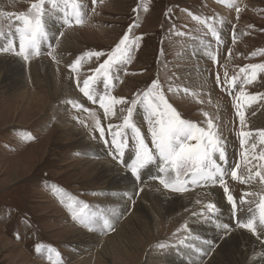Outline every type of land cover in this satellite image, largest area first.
<instances>
[{
    "label": "rangeland",
    "instance_id": "obj_1",
    "mask_svg": "<svg viewBox=\"0 0 264 264\" xmlns=\"http://www.w3.org/2000/svg\"><path fill=\"white\" fill-rule=\"evenodd\" d=\"M81 2L86 5L82 25H65L62 14L46 17L49 32L55 36L51 40L54 51L44 43L41 54L28 62L11 53H0V62L8 55L22 62L20 72L13 70L14 63L0 66V264H180L194 261L204 264L219 245L224 244L222 240L227 235L233 236V232H241V229L249 231L237 227V220L231 223L234 214L225 205L223 187L207 188V184H201L175 192L164 188L155 177L143 176L137 184L134 176L122 166L119 167L134 180L136 193L133 197L129 190L131 185L122 182L118 188L113 186L103 174L104 166L99 165V154L89 149L99 143L96 120L100 121L104 133L109 123L100 103L92 107L91 103L95 105L97 100H88L80 87L85 79L96 76L92 87L96 99H101L106 91L105 78L92 70L108 58L129 26L136 25L128 33L129 38L142 39L133 46L129 63L113 66L108 93L132 101L154 81H159L165 100L181 118L203 128H207V120L212 119L225 147L226 167L239 163L237 174L244 175L242 153L247 145H242L240 132L264 129V99L249 104L238 97L241 90L249 95L264 94V72H258L257 79L247 87L242 84L245 73L241 69L250 71L247 65L264 63V51H258L264 50V0ZM30 4L31 0H0V28L6 29V24L11 22L4 32L14 31L19 23L13 20L17 19V14L27 12ZM49 7L45 4L46 9ZM213 28L219 39L213 36ZM97 51L104 53L99 60L87 55ZM77 59L80 64L74 71L70 65ZM233 77H236L234 87ZM30 100L31 103H27ZM237 102L244 105L246 126H241L236 114ZM128 106H115L116 121L125 116L126 112L121 109ZM143 116L149 118L144 104L138 103L132 118L137 128L144 127L138 121ZM125 130L126 134L133 132L131 128ZM144 137L152 138L151 128ZM253 141L257 144L256 153L264 150L258 137L253 136L249 143ZM105 154L116 164L114 156ZM251 163L257 166L253 168L255 172L264 161ZM261 171L264 174V170ZM150 182L157 185L158 195L168 192L163 194L167 200L175 196L182 200L185 194L197 193L187 197L185 204L171 209L164 210L167 202L154 199L143 210L145 198L140 194L150 192L145 185ZM225 185L235 196L250 193L246 198L251 204L243 207L242 220L247 217L249 207L255 211L259 195L252 194H261L264 189L259 177H254L250 183H241L228 175ZM206 189L219 190L223 205L220 211L229 215L226 220L231 224L225 236L220 234L221 238L205 249V242L194 233L198 228L195 225L206 220L196 218L207 210L208 203L218 204L216 197L204 198L207 193L199 192ZM58 191L63 195H58ZM122 197L128 203L125 210H121L120 205L110 206L122 202ZM69 199L78 201L77 207L88 205L86 212L102 211L115 225L105 227L101 221L91 229L85 227L69 211ZM114 208L118 215L114 214ZM210 223L211 233L226 230L220 219ZM259 235L257 240L264 254V232ZM239 240L238 244L243 246V237ZM232 242L231 239L229 247ZM241 246L239 250L251 249L250 243L246 248ZM222 250L221 255L227 254V249ZM249 263L250 257L241 262L233 258L222 262Z\"/></svg>",
    "mask_w": 264,
    "mask_h": 264
},
{
    "label": "snow or ice",
    "instance_id": "obj_2",
    "mask_svg": "<svg viewBox=\"0 0 264 264\" xmlns=\"http://www.w3.org/2000/svg\"><path fill=\"white\" fill-rule=\"evenodd\" d=\"M221 2H227V0H221ZM92 3L95 4L96 0H92ZM45 4H48L50 7L46 9ZM85 8L86 5L81 0H31L28 11L16 15L20 24L14 31L10 30L5 33L0 28V41H3V43H0V53H11L22 58L25 62L30 61L33 56L41 54V47L44 43H48V47L52 49L51 40L55 39V36H52L49 32L46 17H54L56 14H62L65 25H82L84 23ZM145 10L147 9L145 8ZM194 19L199 20L200 17L194 16ZM135 26H129L128 32L119 40L114 50L108 54V58L92 70L94 73L101 74L105 78L104 88L106 91L99 100V103L104 109L106 116L113 117L116 115V105H130L121 109L122 112L127 113L123 118L122 125L108 126V130L112 133L113 137L111 143L115 146V158L130 170L136 181L140 180L142 169L159 160L162 164L159 171L163 175L158 176L157 179H159V183L164 188L171 189L175 192L186 191L189 184L215 185L218 183L223 187V191L226 194L227 201L232 206L235 217L238 210H243V206L246 203H250L246 199L250 193L242 192L239 201H237L225 185V177L230 175L233 180H239L241 183H250L254 177H259L260 181L264 183V174L261 171L264 170V164L259 165L260 170L253 172V168L257 166L251 163L253 160L264 161V150L256 153V142L249 143L250 139L256 136L259 138V144L264 145V129H250L240 132V136L243 138L241 143L242 145H247V148L242 153L245 161V174L238 175L239 163L234 164L231 168L226 167L228 159L225 147L212 119L209 118L207 120L208 127L203 128L196 123L181 118L175 108L165 100V97L160 91L161 85L159 81H154L147 91L139 94L138 99L132 101H128L123 97L117 98L111 96L107 89L112 84L113 77L110 73L113 66L129 63L132 59L131 52L133 46L137 45L142 39V37L129 38L128 33ZM212 34L219 39L216 29H212ZM59 35H63V33H59ZM52 51H49L48 54L52 55ZM87 55L89 57L94 55L99 60V57L104 55V53L97 51L95 53L89 52ZM79 64L80 59H77L70 67L75 71ZM246 68L250 71H246L244 68L241 69V72L245 73V80L242 84H251L257 79L258 72H264V63L247 65ZM95 80L96 76H90L83 81V86L80 87V91L84 96L93 102H96V94L92 87ZM217 81H219V76H217ZM235 81L236 77H233V87L235 86ZM185 91L187 92V90ZM239 99H244L250 104L256 102L258 99H264V94L249 95L241 90L239 92ZM70 103H73L74 106H79L76 102ZM138 103L144 104L149 117L148 122L151 127L152 136L151 143L154 146L151 148L145 143L139 128L132 123L133 110ZM235 107L241 126H246L245 112L242 110L244 105L237 102ZM204 115L207 116L208 114L204 113ZM96 127L99 129L100 135L103 136L104 129L101 127L98 119L96 120ZM114 127L116 128L115 131H113ZM121 127L131 128L135 134V155L134 158L130 157V162H126L123 159L127 141L121 139L124 135L120 131ZM192 141H195V143H191ZM252 195H259V201L256 204L255 211L249 207V215L243 220L237 219V227L248 229L251 233L257 235L259 239V233L264 232V195L259 193ZM62 202H64L63 198ZM77 204L78 201L69 199L67 207L73 214V217L82 225L91 229L102 221L103 226L110 227L109 221L102 211L95 213L86 212L85 210L88 208V205L85 204L77 207ZM206 208L209 213H215L217 211V206L214 203H208ZM193 215H196V213H193ZM222 227L227 230L230 226L223 225ZM181 243H184V241H181ZM39 250L37 248V251Z\"/></svg>",
    "mask_w": 264,
    "mask_h": 264
},
{
    "label": "bare ground",
    "instance_id": "obj_3",
    "mask_svg": "<svg viewBox=\"0 0 264 264\" xmlns=\"http://www.w3.org/2000/svg\"><path fill=\"white\" fill-rule=\"evenodd\" d=\"M15 59H13V57L11 56H7L6 59L2 62H0V66L4 67V64H6L7 62L9 64H13V70H18V72H20L21 70V66H22V62L19 59L18 61H14ZM71 88V86H70ZM14 99H17V97L15 96ZM25 99L24 97L22 98V100ZM2 103V102H1ZM0 103V105H1ZM27 103H31V100L28 101ZM96 146L95 147H89V149H91L92 151H95L99 154V165L104 166L103 169V174L108 178V180L111 182V184L115 187H119V184L122 182L124 184H128L131 185L129 187L130 193L133 195H135L136 191H135V182L134 180L128 175L126 174V172L124 170H122L119 166H117L114 162H112L105 154V150L103 148V146L100 143H95ZM110 175H109V174ZM146 187L150 190L149 193L146 192H142L140 194V196H142L143 198H145V203L142 205L143 206V210L147 207H149L152 204V201L154 199H157L159 202H163L166 203L167 205L164 207V210L167 209H171L179 204H185L187 197L194 195L195 193H197L196 191H194L195 193L192 194H185V196L180 200V197L175 196V198H170L169 200L165 199L163 197V194H167L168 192L162 191V193H160L158 195V187L155 183H147L145 184ZM109 189L111 190V187H109ZM219 190L217 189H206L203 191H199L200 193H207V195H204V198H211V196L216 197V200L218 202V204L221 206V196L218 193ZM135 192V193H134ZM193 192V191H192ZM172 195V194H171ZM177 195V194H176ZM134 197V196H133ZM194 198L197 196H193ZM212 200V199H211ZM141 202L142 201H138ZM120 205V209L121 210H125V208L128 206V203L125 202V198L122 197V202H114L112 204H110L111 207H116ZM137 205V204H135ZM136 207V206H135ZM140 207V206H139ZM129 208V207H128ZM256 208V207H255ZM137 211V210H136ZM139 211V210H138ZM136 213V212H135ZM134 214H130V218H133L135 216ZM229 216V215H228ZM228 216H224L225 219ZM231 217V215H230ZM138 218V217H137ZM140 218V217H139ZM204 221V220H203ZM211 226V223L206 220L204 223L200 224L198 223L197 225H195V227H198L197 230H195V233H201L202 237L206 238V236L212 237L213 239H216L218 236H220V234L222 233L220 230H217V233L215 232H210L208 230V228ZM242 232V233H241ZM240 231H235V233L233 232V236L227 235L222 241H224V244H220L218 249L214 252V254L212 255L211 258H209L204 264H222L223 261L225 260H231V258H233L236 262L240 261L241 259H246L248 257H250V263L249 264H264V254L261 253V245L259 243V241L257 240V235L254 237L253 233H251L250 231H244L241 229ZM259 232V231H258ZM241 235V237H243V241H244V245L241 246V244L239 245L238 242H240L239 238L241 239V237H235V236H239ZM221 238V237H219ZM226 239V240H225ZM233 240L232 244L230 247V240ZM251 239V240H250ZM217 242H219V240H217ZM250 243L251 245V249H243V250H239V246H241L242 248H246V246H248V244ZM223 247L225 249H227V254L224 252L222 255L221 253L223 252ZM257 253V254H255ZM171 261V260H169ZM198 261H194L190 262V263H180V264H197ZM178 264V263H175Z\"/></svg>",
    "mask_w": 264,
    "mask_h": 264
}]
</instances>
